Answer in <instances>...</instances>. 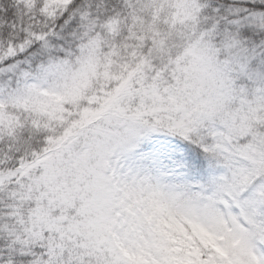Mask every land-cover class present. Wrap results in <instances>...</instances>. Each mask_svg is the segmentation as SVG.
<instances>
[{
	"label": "snow or ice",
	"instance_id": "snow-or-ice-1",
	"mask_svg": "<svg viewBox=\"0 0 264 264\" xmlns=\"http://www.w3.org/2000/svg\"><path fill=\"white\" fill-rule=\"evenodd\" d=\"M0 264H264V0H0Z\"/></svg>",
	"mask_w": 264,
	"mask_h": 264
}]
</instances>
